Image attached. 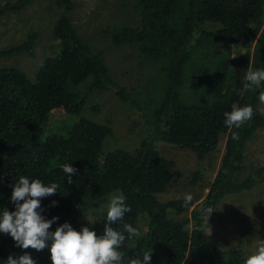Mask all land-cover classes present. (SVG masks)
<instances>
[{
    "label": "trees",
    "instance_id": "obj_1",
    "mask_svg": "<svg viewBox=\"0 0 264 264\" xmlns=\"http://www.w3.org/2000/svg\"><path fill=\"white\" fill-rule=\"evenodd\" d=\"M31 1H6L0 15L20 11ZM51 1L61 10L51 32L59 53L43 60L35 80L17 67L0 66V210L15 211L11 192L20 175L39 178L46 185L60 184L55 194L40 198L37 209L45 219L58 218L49 231L68 222L77 231L87 226L100 236L109 198L121 193L131 211L112 227L122 231L124 223L137 229L140 221L146 223L140 237L126 238L120 248L123 264L146 250L151 251L147 264H243L245 255L209 239L199 209H216L225 197L264 182V165L240 176L247 142L264 128V114L256 106L264 82L245 90L248 69H264V0H137V26L104 30L115 46L136 47L141 66L154 67L145 84L132 89L112 78L102 51L78 33L68 16L72 0ZM36 40L37 32L30 30L19 44L1 49L0 57L33 56ZM254 41L251 53H240L233 61V48ZM234 65L243 78L232 80ZM103 90L128 103L144 122V137L132 151L103 153L112 128L81 114L86 100ZM234 102L253 108L252 119L239 129L224 123ZM56 108L73 117L49 125ZM222 134L224 152L204 199L185 204L160 198L175 161L159 144L189 149L203 159L217 149ZM64 163L76 170L71 184L60 167ZM25 252L34 264H52L48 246L22 249L9 234L0 233V264Z\"/></svg>",
    "mask_w": 264,
    "mask_h": 264
},
{
    "label": "rangeland",
    "instance_id": "obj_2",
    "mask_svg": "<svg viewBox=\"0 0 264 264\" xmlns=\"http://www.w3.org/2000/svg\"><path fill=\"white\" fill-rule=\"evenodd\" d=\"M6 1L0 0V5ZM73 6L68 16L78 33L95 50L103 53L108 71L112 78L127 89L141 87L149 74L154 72L150 65H140L136 47L125 44L115 46L111 43L105 29L112 25L137 26L140 12L137 0H72ZM61 10L51 0H32L17 12L0 15V50L22 42L30 30L37 32L34 55L20 53L0 57V66H13L21 69L31 79L46 57L59 53L58 42L52 40V29ZM205 26L214 28L207 22ZM255 41L245 47L233 48L231 56L236 60L240 53L253 51ZM243 73L234 65L232 80L243 78ZM185 88L184 90H187ZM264 93V91H263ZM257 110L264 114V102H257ZM81 114L97 123L112 128L102 145L103 153L123 148L132 151L144 137L143 120L112 91L103 90L93 93L83 106ZM49 125L67 122L70 114L62 108L51 111ZM225 134L221 135L218 147L205 158L199 159L191 150L160 143V150L175 161L173 176L167 187L159 193L163 199H182L191 193L193 204L204 199L220 165L224 152ZM264 165V128H259L247 142L243 169L240 176ZM193 205L189 206V210ZM207 219L205 230L209 239L222 249L237 250L249 254L258 239H264V182L254 185L241 194L225 197ZM183 215V213L181 214ZM209 229V232H208ZM141 234L146 230L145 221L139 222Z\"/></svg>",
    "mask_w": 264,
    "mask_h": 264
},
{
    "label": "clouds",
    "instance_id": "obj_3",
    "mask_svg": "<svg viewBox=\"0 0 264 264\" xmlns=\"http://www.w3.org/2000/svg\"><path fill=\"white\" fill-rule=\"evenodd\" d=\"M245 79L247 81L245 90L253 91L261 87L264 82V69L249 68ZM260 100L264 102V93L260 95ZM224 117V123L229 129H239L252 119L253 108L251 105L239 106L234 102L231 110L224 113ZM232 138L238 139V133L233 132ZM60 167L68 176V183H73L71 174L76 170L69 163H64ZM58 188L60 184L53 182L46 185L39 178L29 179L20 175L11 192L15 211L0 210V233L9 234L15 244L22 249L32 248L39 251L48 246L52 264H123L125 254L120 248L126 238L141 236V232L129 223L122 225V231L112 227L117 221L123 220L125 213L131 211L125 203V196L121 193L110 196L104 230L100 236L87 226H82L80 231H77L68 222L58 225L54 231H49L52 223L58 218L45 219L37 209L40 208V198L55 194ZM192 200L191 193L185 194V204ZM214 210L218 209L211 206H202L199 209L206 224ZM125 233L128 234L127 237ZM49 240L50 246L46 244ZM150 259L151 251L146 250L142 257H129L127 264H147ZM6 264H34V261L25 252L16 258L10 255ZM243 264H264V239L255 242Z\"/></svg>",
    "mask_w": 264,
    "mask_h": 264
}]
</instances>
